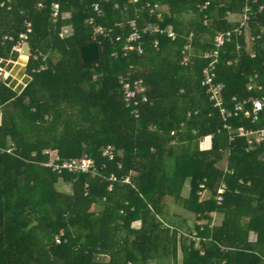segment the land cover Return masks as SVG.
<instances>
[{
  "label": "trees",
  "instance_id": "obj_1",
  "mask_svg": "<svg viewBox=\"0 0 264 264\" xmlns=\"http://www.w3.org/2000/svg\"><path fill=\"white\" fill-rule=\"evenodd\" d=\"M205 1L0 0V58L15 59L11 48L24 21L31 25L30 52L39 54L36 60L28 57L29 80L19 93L0 81V264L263 262L256 246L264 245V144L245 151L243 138L227 140L208 100L204 70L210 59L204 56L218 32L237 26L228 16L247 3L246 32L219 49L211 85H223L226 107L232 96L264 99V0H209L201 9ZM93 2L99 3V17L91 11ZM52 3L69 17L53 20ZM145 4L158 6L160 21ZM89 17L108 29L109 37L92 36ZM129 20L158 22L175 37L158 36L154 50L155 36H146L142 55L121 56ZM63 26H70L71 34L59 37ZM190 34L182 62L180 50ZM92 42L98 60L82 64L78 49ZM118 76L139 78L146 87L137 118L122 105ZM228 123L256 129L264 126V116L256 123L240 118ZM202 139L207 147L201 150ZM106 145L116 153L107 161L101 157ZM82 156L94 160L98 174L115 175L112 191L97 176L56 174L45 165ZM223 159L226 172L219 166ZM186 182L188 195L182 198ZM201 182L209 194L203 201L196 194ZM220 183L226 190L216 205ZM58 184L70 192L57 191ZM169 204L194 214L197 244L179 216L167 215ZM212 213L221 215L218 225H210ZM250 232L253 245L246 243Z\"/></svg>",
  "mask_w": 264,
  "mask_h": 264
},
{
  "label": "built area",
  "instance_id": "obj_2",
  "mask_svg": "<svg viewBox=\"0 0 264 264\" xmlns=\"http://www.w3.org/2000/svg\"><path fill=\"white\" fill-rule=\"evenodd\" d=\"M42 0H40L41 2ZM101 2H107V0H100ZM135 2V0H131ZM209 0H206L201 9L205 8L208 4ZM42 4H38L37 8H41ZM116 7V4L113 5V8ZM92 13L99 17L102 14V11L99 7L98 2H93L90 5ZM144 9L147 11L148 14L154 15V18L157 21L161 20V15L158 12V6L149 4L144 5ZM136 11V9H134ZM137 12V11H136ZM251 13V7L248 6L247 3H244L240 13L237 14L238 19L236 21L237 26L233 28L231 31L227 32H218L213 38V49L210 53L205 54L204 57L210 59V62L206 69L204 70V84L209 86V103L211 107L217 110L218 116L221 122V129L226 131L227 133V140L231 142L234 138H243L246 143L245 151L252 150L254 147L259 146L260 144H264V126L252 129V128H243L239 127H232L228 121L230 119L240 118V119H248L250 123H256L260 117V115L264 116V99L263 98H239L236 96H232L228 101V106H225L224 99L222 98V84H215L211 85L214 74L213 70L217 63L218 51L224 43L230 42L233 36H237L240 34H244L247 29V22L249 20V14ZM67 14H60L58 5L56 3H52L50 6V17L55 20L56 18H64ZM69 17V16H68ZM86 23L91 26L92 36L100 35L103 38L109 37V30L104 29L98 25L94 24L93 17H89L86 20ZM127 28L129 29L128 35L126 36L125 40L123 41L119 51L121 52V56H125L128 52H133L136 55L140 56L144 53V43L143 40L146 36H155L151 43V47L154 50H157L158 47V36H164L166 39L173 40L175 37L174 32L169 28L161 29L158 25V22L152 23H142L138 24L136 20H129L126 23ZM24 31L19 33L17 39L15 41L14 46L11 48V52L16 53L15 59H2L0 58V81L5 82L6 85L14 80V75H11V70L16 63L18 56L22 55L20 53V48L23 43L26 42L27 35L31 31L30 22L24 21L23 22ZM59 37L61 36V31H59ZM191 34L188 36L187 43L183 45L180 50V54L183 55L182 62L185 61L186 53L189 50V40ZM3 40L12 41V38L9 36L3 37ZM116 41L119 40L118 37L115 38ZM33 60H36L39 57L38 53L31 54L29 49L28 56H25L26 62L23 65V69H25V65L27 63L28 57ZM111 57L116 58V53L112 52ZM45 67L42 65L40 66V70L44 69ZM24 76L26 75L23 71ZM27 76V75H26ZM118 84L120 87V96L122 105L124 108L129 109V113L134 117L137 118V107L141 103H145L147 98L145 96L146 87L143 81L139 78L137 79H130L128 76H118ZM251 86H247V90H251ZM189 115V114H188ZM6 153L10 152V149L5 150ZM116 154V153H115ZM114 149L111 145H106L101 149V157L105 160H111L112 157L115 155ZM264 157V154H263ZM57 160H49L46 163V167H49L51 171L55 172L56 174H60L61 172H67L72 174H91L93 176H97L102 178L107 182L106 191L110 192L113 189V185L118 183L117 178L113 173H109L107 176H103L100 173L98 174L97 170L93 167L94 160L87 156H82L77 160L71 161H63V162H56ZM104 168V164L102 165ZM122 183H128V179L124 178ZM204 182V181H203ZM201 182L198 185V190L196 192L197 195H201L204 185ZM84 194H86L87 187L84 185ZM226 187L224 184L220 183L219 186L216 188L214 201L216 205H220L222 202V195L225 192ZM126 204V202H124ZM188 238L192 241H198L195 232H191ZM55 243L59 242L57 236L54 237Z\"/></svg>",
  "mask_w": 264,
  "mask_h": 264
},
{
  "label": "crops",
  "instance_id": "obj_3",
  "mask_svg": "<svg viewBox=\"0 0 264 264\" xmlns=\"http://www.w3.org/2000/svg\"><path fill=\"white\" fill-rule=\"evenodd\" d=\"M235 17V16H234ZM234 17H231V18H234ZM233 21V20H232ZM67 27V26H65ZM69 36V35H68ZM25 57V56H24ZM23 59V57L21 58ZM20 59V61H21ZM26 62V60H25ZM24 62V63H25ZM23 67V66H22ZM23 71L24 69L22 68V73H21V76L19 78H17L16 75H14V80H12L11 82H9L6 86H9L10 89L12 91H15L16 93H19L24 87L25 85L27 84L28 80H29V77L28 76H24L23 74ZM13 86V87H12ZM199 149H204L205 147H207V142L206 140H203L200 142V144L198 145ZM226 155V153H225ZM224 155V156H225ZM220 167H222L223 169V172H226V163H225V159H223V161L220 163L219 165ZM63 186H65L64 184H58L56 186V190L57 191H60V192H64V193H69L70 191L68 189H65ZM67 186V185H66ZM181 197L182 198H185L187 195H188V185H187V182L184 184L182 190H181ZM207 195V196H206ZM209 196V194L207 193L206 190H204L199 198V201H203V200H206L207 197ZM181 208L178 207L177 205H172V204H169L168 205V214L167 215H171V214H174V215H177L180 217V220L182 219L184 221V224L185 226H187V228L189 230H193V225H194V218L192 219V217H188V216H185L183 214V211L182 209L180 210ZM179 213V214H178ZM215 217V218H214ZM166 219H169L168 217L165 216ZM220 220H221V215L220 214H214L212 213L211 214V223L210 225L211 226H215V225H218L220 223ZM136 223V225L138 226V222H134ZM202 222H197V225H201ZM137 226L135 228H137ZM255 240H256V237H255V234L250 232L248 233L247 235V238H246V243L250 244V245H253L255 243ZM256 252H258L259 254H262L263 256V262L261 264H264V245H257L256 246Z\"/></svg>",
  "mask_w": 264,
  "mask_h": 264
},
{
  "label": "water",
  "instance_id": "obj_4",
  "mask_svg": "<svg viewBox=\"0 0 264 264\" xmlns=\"http://www.w3.org/2000/svg\"><path fill=\"white\" fill-rule=\"evenodd\" d=\"M20 53L23 56H28L29 47L27 42L23 43L20 48ZM79 58L82 64L96 62L98 60V51L95 43H89L81 46L78 49Z\"/></svg>",
  "mask_w": 264,
  "mask_h": 264
},
{
  "label": "rangeland",
  "instance_id": "obj_5",
  "mask_svg": "<svg viewBox=\"0 0 264 264\" xmlns=\"http://www.w3.org/2000/svg\"><path fill=\"white\" fill-rule=\"evenodd\" d=\"M235 16V17H234ZM231 17H234V18H231ZM68 18V15H65L64 16V19H67ZM228 18H229V20L230 21H234V22H236L237 21V19H238V16L237 15H230V16H228ZM60 31H61V36L62 37H65V36H68V35H70L71 34V27L70 26H67V27H65V26H63L62 28H60ZM250 45V42H249V39H248V37H247V46H249ZM25 57H23V59H21V61L19 62L20 64H25L24 62H25ZM18 67H15V68H13V73H14V75H16L17 76V78H19L20 76H21V73L22 72H19L18 71V69H17ZM65 189H68V186H63ZM69 190V189H68ZM207 196V195H206ZM187 197V196H186ZM185 197V198H186ZM181 210V209H180ZM183 211V214L185 215V216H188V217H192V219L194 218V214H191V212H187V211H185V210H182ZM174 214H176V213H174ZM179 214V213H178ZM215 218V217H214ZM175 220V219H174ZM133 227H136L137 225H136V223H133V225H132ZM195 243L197 244L198 243V241H195ZM199 246H196L195 248H198ZM179 258H180V256L178 255V260H179ZM149 264H154L153 263V261L152 262H150Z\"/></svg>",
  "mask_w": 264,
  "mask_h": 264
},
{
  "label": "bare ground",
  "instance_id": "obj_6",
  "mask_svg": "<svg viewBox=\"0 0 264 264\" xmlns=\"http://www.w3.org/2000/svg\"><path fill=\"white\" fill-rule=\"evenodd\" d=\"M159 45V44H158ZM22 57H24L23 55H20V56H18V58H17V60H16V63L14 64V67L13 68H15V67H18L17 69H18V71L19 72H22V66L24 65V64H20L19 62H20V59L22 58ZM13 68H12V70H11V75H14V73H13ZM13 87V86H12ZM89 157V156H88Z\"/></svg>",
  "mask_w": 264,
  "mask_h": 264
},
{
  "label": "clouds",
  "instance_id": "obj_7",
  "mask_svg": "<svg viewBox=\"0 0 264 264\" xmlns=\"http://www.w3.org/2000/svg\"><path fill=\"white\" fill-rule=\"evenodd\" d=\"M203 140H205V139H202L201 141H203ZM107 161V160H106ZM203 191H204V189H203ZM202 191V192H203ZM202 194V193H201ZM199 196V195H198ZM201 196V195H200ZM200 196H199V198H200ZM191 232H195V230H194V228H193V230H189L188 231V236H189V234L191 233ZM196 234V233H195ZM197 237V236H196ZM198 238V237H197ZM59 239V238H58ZM202 240V239H201ZM53 241H54V238H53ZM54 243H55V241H54ZM195 243V242H194ZM55 244H59V242L58 243H55ZM199 254L201 255L202 254V252L200 251L199 252Z\"/></svg>",
  "mask_w": 264,
  "mask_h": 264
}]
</instances>
